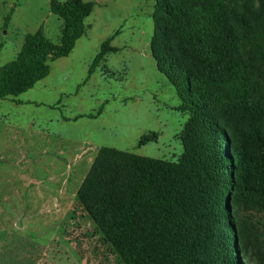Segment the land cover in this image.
<instances>
[{
	"label": "trees",
	"instance_id": "16d2710c",
	"mask_svg": "<svg viewBox=\"0 0 264 264\" xmlns=\"http://www.w3.org/2000/svg\"><path fill=\"white\" fill-rule=\"evenodd\" d=\"M152 2L149 52L187 114L182 152L168 161L102 146L77 199L123 264H264V0ZM94 5L49 0L59 41L26 33L0 65V100L38 105L15 98L71 53ZM119 33L100 43L83 83L118 51ZM104 105L62 119H97Z\"/></svg>",
	"mask_w": 264,
	"mask_h": 264
},
{
	"label": "rangeland",
	"instance_id": "374dc122",
	"mask_svg": "<svg viewBox=\"0 0 264 264\" xmlns=\"http://www.w3.org/2000/svg\"><path fill=\"white\" fill-rule=\"evenodd\" d=\"M82 1L95 5L71 53L15 98L38 105L0 100V264H123L77 199L91 163L102 146L168 161L182 152L177 135L187 114L175 110L179 100L149 52L152 0ZM61 28L49 0H0V65L26 33L39 30L57 43ZM115 30L110 45L118 51L83 83ZM104 102L97 119H62ZM151 132L157 138L137 147Z\"/></svg>",
	"mask_w": 264,
	"mask_h": 264
}]
</instances>
